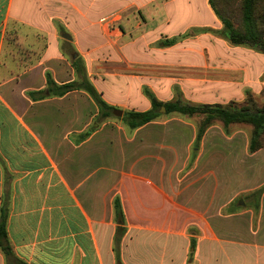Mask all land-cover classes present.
<instances>
[{
    "label": "crops",
    "instance_id": "0c3cea01",
    "mask_svg": "<svg viewBox=\"0 0 264 264\" xmlns=\"http://www.w3.org/2000/svg\"><path fill=\"white\" fill-rule=\"evenodd\" d=\"M222 30L209 0H0V215L8 211L18 258L264 264L263 150L247 156L245 146L235 178L229 149L211 145L224 134L217 126L191 158L197 128L172 114L132 130L119 119L97 123L83 91L40 97L47 73L59 85L75 81L80 58L123 113L150 110L146 92L162 103L244 101L264 90V53ZM26 54L31 62L21 63Z\"/></svg>",
    "mask_w": 264,
    "mask_h": 264
},
{
    "label": "trees",
    "instance_id": "16d2710c",
    "mask_svg": "<svg viewBox=\"0 0 264 264\" xmlns=\"http://www.w3.org/2000/svg\"><path fill=\"white\" fill-rule=\"evenodd\" d=\"M215 14L223 24L220 35L236 46H249L264 53V0H209ZM241 19V24L236 25L234 18ZM170 44V43H168ZM167 44V45H168ZM76 79L73 82L59 85L50 73H47V87L41 93V99L51 97H63L73 91H83L89 95L99 110L97 123L109 119L121 120L129 129L136 130L140 127L155 121L166 109V115L178 113L182 116H199L202 122L197 126V136L194 149L198 150L206 130L214 122H220L225 131L232 124H243L252 127V135L249 143V152L255 153L264 147V108L233 107L231 105H192L181 100L162 103L155 96L146 92L151 99L152 108L145 112H125L116 107L110 106L97 91L88 78L83 61L78 58L73 60ZM95 128H92V131ZM90 132L86 134L89 136ZM115 215L119 221L116 234V243L120 245L125 233V215L120 198L114 202ZM8 211L3 208L0 215V249L5 255L7 264H27L18 258L9 240Z\"/></svg>",
    "mask_w": 264,
    "mask_h": 264
},
{
    "label": "rangeland",
    "instance_id": "374dc122",
    "mask_svg": "<svg viewBox=\"0 0 264 264\" xmlns=\"http://www.w3.org/2000/svg\"><path fill=\"white\" fill-rule=\"evenodd\" d=\"M234 20H235V23L237 26H239L241 24V19L238 18L237 16H236V18H234ZM61 45H62V48H64V50L68 54V57L70 58V56L73 52V49L71 47H67V44L64 42H62ZM27 54H26L27 58L25 57L24 59H20L21 63L31 62V60H30V58H28ZM11 61L12 60H10L9 58L4 59V62H6V63H9ZM249 92L250 93H246L244 101H241V102L233 101V102H230L229 105H231L233 107L236 106L238 108H241L244 106L250 107V108H255V109L256 108H264V90L259 94L252 93L251 91H249ZM164 115H166V114L163 113L162 116H164ZM171 116H176L177 118L182 119L185 122L193 123L196 126V128L199 125V123L202 122V117H199V116L189 117V116H182L178 113H172V115H170V117ZM162 119H163V117L161 118V120ZM212 126H217L218 127L217 129H220V132L223 131L224 134L221 133L222 136L219 139L212 140L211 145L215 144L217 147L222 148V149L219 148V151L229 149L230 161L232 164L231 172L233 174V177L236 178V176H237V162H238V159L242 157V154H244L243 151H244L245 146H248L247 156L252 155V153L249 152V143H250V139H251V135H252V127L249 125H243V124H232L228 128V133H227V130L225 131L223 125L220 122H214ZM92 127H94V126L92 125ZM200 146H201V144H200ZM260 150H263V151L260 155V158H259L260 160L258 161L259 163L262 161L264 162V147ZM260 150H258V151H260ZM194 153H195L194 147L192 146L191 158H192ZM220 155L221 154H217V155L213 154V156H211V159L214 160L213 166H220L221 160H222V157ZM244 156H245V154H244ZM246 158L249 159V157H246ZM184 173H183V175H184ZM216 173H219V171ZM235 178H234L233 182H236ZM220 182H221V180H220Z\"/></svg>",
    "mask_w": 264,
    "mask_h": 264
},
{
    "label": "water",
    "instance_id": "95a60500",
    "mask_svg": "<svg viewBox=\"0 0 264 264\" xmlns=\"http://www.w3.org/2000/svg\"><path fill=\"white\" fill-rule=\"evenodd\" d=\"M162 112H165V108L162 109Z\"/></svg>",
    "mask_w": 264,
    "mask_h": 264
}]
</instances>
